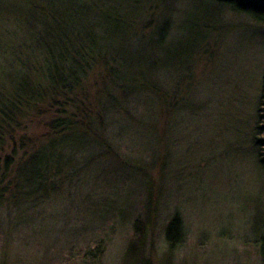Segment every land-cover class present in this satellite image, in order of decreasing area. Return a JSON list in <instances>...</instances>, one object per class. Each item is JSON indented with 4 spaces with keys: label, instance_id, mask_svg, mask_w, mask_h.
<instances>
[{
    "label": "rangeland",
    "instance_id": "1",
    "mask_svg": "<svg viewBox=\"0 0 264 264\" xmlns=\"http://www.w3.org/2000/svg\"><path fill=\"white\" fill-rule=\"evenodd\" d=\"M8 1L23 13L28 0ZM161 9L170 16L168 43H182L186 56L161 61L152 96L156 121L122 125L115 143L97 128L91 138L101 148H65L58 163L69 161L76 173L49 170L45 197L32 196L26 205L15 191L16 165L60 136L52 130L56 120L95 117L106 93L121 87L110 80L112 64L95 62L71 94L18 106V115L6 106L0 264H261L255 231L264 221V173L256 153L264 150L254 143L264 140V27L221 5L152 0L137 28L149 32ZM4 23L0 18V29H10ZM6 59L1 51L0 67ZM1 84L0 100L10 96L8 83ZM7 157L12 163L5 168ZM174 216L183 239L167 255L163 231ZM97 242L99 258L83 262L81 248Z\"/></svg>",
    "mask_w": 264,
    "mask_h": 264
},
{
    "label": "trees",
    "instance_id": "2",
    "mask_svg": "<svg viewBox=\"0 0 264 264\" xmlns=\"http://www.w3.org/2000/svg\"><path fill=\"white\" fill-rule=\"evenodd\" d=\"M198 1L225 6L264 27V0ZM8 2H3L6 4L2 9L4 13H0V18L7 22L4 24L10 27L0 29V53L7 54L0 67V80L8 83L10 96L0 100V122L9 119L8 108H16L18 115V106L34 108L41 98L50 100L71 94L95 62L112 64L110 80L121 87L117 94L106 93L95 117L78 123L73 119L56 120L52 130L60 129V136L30 152L16 165L15 191L26 205L27 201H32V196L36 200L37 194L40 199L45 197L49 170L59 174L67 167L65 176L72 177L76 173L75 167H68L69 161L58 163L65 148L77 152L89 147L101 148L91 138L93 130L105 128V137H113L110 143H115L114 139L123 133L122 125L149 127L154 123L157 109L152 96L157 86L155 75L163 66L161 61L167 60L165 57L171 53L186 56V51L182 43L176 48L175 44L168 43L172 27L165 9L159 11L162 19L149 32L137 28L138 23L146 20L147 5L152 0H28L23 13ZM197 32L195 37L194 34L189 36L191 43H195ZM159 49L163 51L162 58L158 56ZM2 82L0 87H4ZM256 130L259 133L260 128L256 126ZM254 145L257 150H264V140L255 138ZM256 159L264 173V151H257ZM11 163L12 160L5 158L4 167ZM133 228L136 236L135 224ZM163 233L166 254L171 255L183 239L177 217L170 219ZM255 234L256 250L264 264V221ZM101 245L97 242L93 248H81V260L95 261L102 253ZM133 246L131 244L130 248L134 249Z\"/></svg>",
    "mask_w": 264,
    "mask_h": 264
}]
</instances>
